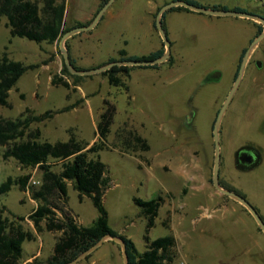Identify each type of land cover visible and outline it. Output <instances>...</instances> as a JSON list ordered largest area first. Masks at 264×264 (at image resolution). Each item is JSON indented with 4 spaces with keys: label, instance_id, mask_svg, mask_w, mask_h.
I'll use <instances>...</instances> for the list:
<instances>
[{
    "label": "rangeland",
    "instance_id": "obj_1",
    "mask_svg": "<svg viewBox=\"0 0 264 264\" xmlns=\"http://www.w3.org/2000/svg\"><path fill=\"white\" fill-rule=\"evenodd\" d=\"M170 1L116 0L93 30L68 39L67 48L76 66L100 67L111 56L119 59V49L146 55L156 50L158 29L152 30L151 12L156 4ZM192 1L205 7L218 5L230 10L240 7L264 15V0ZM66 3L71 16L64 29H71L81 24L75 22L73 12L83 15L92 0H66ZM157 14L153 15L154 22ZM7 22L3 17L0 23V55L7 53L10 60L36 68L29 67L19 77L10 91V106L0 108L2 117L15 120L26 109L35 115L53 112L51 118L32 125V129L41 130L43 141L66 142L72 131L79 141L91 146L99 138L97 124L104 101L115 105L107 148L100 152V157L110 178L103 204L109 224L116 232L133 240L139 252L146 250V235L151 241L173 235L176 238L173 264H264V233L259 225L242 204L220 193L212 181L213 125L235 82V65L241 49L249 46L248 38L258 35L262 23L206 14L188 20L174 19L175 41L169 39L176 64L170 68L165 62L159 69L129 66L133 72L125 79L129 86L126 90L111 86L103 74L80 76L81 79L64 74L60 40L49 44L13 37ZM247 24L253 29L250 35ZM257 60L262 62V68L255 65ZM249 61L222 123L225 165L221 174L231 176L233 184L264 218V160L261 166L248 172L239 171L235 164V152L245 144L257 147L264 158V39ZM55 76L64 78L70 88L53 85ZM72 106L75 107L62 112ZM132 132L147 140L149 151L141 149ZM5 151V147H0V186L8 178H30L25 190L13 186L10 191L0 193V211L37 235L35 241L23 245V264L30 250L40 245L44 246L39 259L46 261L61 232L46 229L37 232L30 219L38 205L31 189L40 186L42 171L38 167L25 168L14 158L5 159ZM53 169L60 171L61 163ZM158 196L165 202L148 232V219L134 199ZM68 207L85 227L99 216L89 197L80 201L72 183L68 186ZM42 226L45 228V222ZM78 264H124L122 248L107 240Z\"/></svg>",
    "mask_w": 264,
    "mask_h": 264
},
{
    "label": "trees",
    "instance_id": "obj_2",
    "mask_svg": "<svg viewBox=\"0 0 264 264\" xmlns=\"http://www.w3.org/2000/svg\"><path fill=\"white\" fill-rule=\"evenodd\" d=\"M108 1L102 0L100 9ZM186 1L202 6L192 0ZM213 8L229 9L218 5L213 6ZM174 10L190 11L184 7L172 8L169 11ZM234 10L246 11L240 7H236ZM65 11L66 0H0V23L3 17L7 18V25L10 27V34L13 37H22L37 43L47 42L54 44L67 31L72 29H64ZM255 14L264 17L261 13ZM165 17L166 13L163 17L164 28ZM79 26L85 25L77 24L75 27ZM154 27L157 28L156 22H154ZM263 29V25L259 24L258 35ZM246 50L247 48L244 49L239 63H241ZM164 53V43L161 49L143 56H127L126 50L123 49L119 52V59L110 58L107 63L125 59L154 60L161 57ZM71 60L76 68L82 69L76 66L72 58ZM167 63L171 66L174 65L175 60L172 55ZM239 66L235 79L239 72ZM29 67L36 68V66ZM29 67L24 66L20 62L10 60L7 53L0 55V108L10 106V91L16 86L19 77ZM137 67L157 69L160 65ZM131 69L129 66H115L102 74L108 78L111 86L123 87L129 90L125 79L130 77ZM63 73L76 79L82 78L72 75L65 64ZM52 83L53 85H62L67 89L70 88V84L64 78L58 76L52 79ZM73 107L75 106L67 107L62 112L68 111ZM115 114V105L105 100L100 120L97 124L99 138L91 146L79 141L72 131H70V139L66 142L51 143L43 141L41 130L39 128L32 129V125L51 118L54 115L53 112L35 115L31 114L30 109H26L15 120L6 119L0 115V147L6 148L3 154L4 158H14L25 168L38 167L42 171L40 186H32L31 189L32 198L37 201L38 205L30 215V219L33 221L37 232H42L44 229L49 232H61V236L54 245L53 253L46 261L36 258L27 264L68 263L91 248L105 235L120 236L126 242L130 264L174 263L175 255L173 250L176 246V238L173 235L170 234L153 241L146 235V250L139 252L133 240L120 235L109 224L108 212L103 204V197L109 188L110 178L106 165L101 160L100 152L107 148V138L111 133ZM131 135L134 141L140 144L143 151L150 150L146 139H143L135 132H132ZM57 163H61L60 171L53 169ZM29 178L30 176L20 177L17 180L8 178L0 186V193L10 191L13 186H19L25 190L28 186ZM69 183H72L74 189L78 191L80 201H83L84 197H89L99 212L98 218L89 227L80 225L72 210L68 207ZM221 184L225 187L222 179ZM232 188L229 187L228 189L240 194L236 189ZM134 201L141 208V214L148 219L149 232L155 225L156 218L165 199L162 196H158L149 200L135 198ZM16 218L19 221L25 220V217ZM43 222H45V228L42 226ZM34 239L35 234L33 232L25 230L21 224L15 221H10L9 218L3 215V211H0V264H23V244Z\"/></svg>",
    "mask_w": 264,
    "mask_h": 264
},
{
    "label": "water",
    "instance_id": "obj_3",
    "mask_svg": "<svg viewBox=\"0 0 264 264\" xmlns=\"http://www.w3.org/2000/svg\"><path fill=\"white\" fill-rule=\"evenodd\" d=\"M114 1L115 0H109L99 10V12L97 13L95 18L93 19V21L89 25L72 28L71 30L67 31L62 36V38L60 39V48H61V51L63 54L65 65H66L68 71L72 75L92 76V75L102 74V73L110 70L111 68H113L115 66L145 67V66L161 65V64L167 62L171 56V42L168 38L167 32H166L164 25H163V17H164V14L172 8L184 7L186 9H189V10L197 12V13L206 14V15L215 16V17H235V18L250 19V20H254L256 22H260L264 26V17L259 15V14L250 13L247 11H238V10H234V9L233 10L216 9L213 7H205V6L195 5V4H192L186 0H174V1L164 5L160 9V11L158 12L157 18H156V27H157L160 35H161V38L164 42V45H165V53L161 57L156 58L154 60H133V59L117 60L114 62H109L105 65L100 66V67L91 68V69H78V68H76L74 66V64L72 63L70 51L67 48L68 39L71 38L75 34H78V33L84 32V31L93 30L99 24V22L101 21V19L103 18V16L107 12V10L110 8V6L114 3ZM263 39H264V29L255 39H253L251 41L250 45L248 46V48H247V50L243 56L242 63H241L238 75L235 79V82H234L229 94L227 95L222 107L220 108V110L216 116V119H215V122L213 125V138H214V142H215V164H214L212 181H213L214 186L216 187V189L220 193H222V194L228 196L229 198H232L233 200L242 204L250 212V214L253 216V218L255 219L257 224L259 225L260 229L264 233V219L261 217V215L259 214L257 209L244 196L223 187L221 184V175H220L221 159H222L220 133H221L222 120H223V117H224L229 105L231 104L235 94L237 93L238 88H239V86H240V84L244 78L246 67H247V64L249 62V59H250L253 51L255 50V48L260 44V42ZM257 65L259 67H261L262 62L258 61ZM219 75L220 74H217V76H219ZM107 240H113L121 246L124 264H130L126 242L120 236H113V235H105L96 244H94L91 248H89L87 251L80 254L74 260H72L68 263H64V264H78L79 262H81L82 260H84L88 256H90L93 252L98 250Z\"/></svg>",
    "mask_w": 264,
    "mask_h": 264
},
{
    "label": "crops",
    "instance_id": "obj_4",
    "mask_svg": "<svg viewBox=\"0 0 264 264\" xmlns=\"http://www.w3.org/2000/svg\"><path fill=\"white\" fill-rule=\"evenodd\" d=\"M116 1V0H115ZM114 1V2H115ZM172 1H174V0H171L170 2H172ZM170 2H165V3H158V4H156L155 5V7H154V9H153V11L151 12V15H152V30L153 31H155L154 29V21H153V15L154 14H156V13H158L159 11H160V9L164 6V5H166V4H168V3H170ZM101 3H102V0H92V5L90 6V9L86 12V13H84L83 15H80V13L78 14V12L77 13H74L73 12V16L74 17H76V19H75V22H80L81 24H83V23H87V22H90V21H92L94 18H95V16L97 15V13L99 12V9H100V6H101ZM109 10V9H108ZM167 13H170L169 14V16L166 18L165 17V30H166V32H167V35H168V38L170 37V39L172 40V41H175V31H174V29H173V21H174V19H177V18H179V19H185V20H188V19H190V18H194V17H198V15H202L201 13H197V12H194V11H185V10H174V11H167L166 12V14ZM69 16H71V11H70V9H69V7H68V5H67V3H66V11H65V18H64V24H65V22L67 21V18L69 17ZM243 19V18H242ZM247 27H248V29H249V35L253 32L252 30V28L250 27V26H248V24H247ZM155 33H157V35H158V44H157V48H156V50H154L153 52H155V51H157V50H159V49H161L162 47H163V40H162V38H161V35H160V33H159V31L158 32H156L155 31ZM258 36V35H257ZM256 36V37H257ZM255 37V38H256ZM255 38H252V37H250V38H248V43H249V45H250V43H251V41L253 40V39H255ZM169 39V40H170ZM171 42V41H170ZM247 43V44H248ZM125 44H126V42H125ZM172 47H173V45H172V42H171V55H172ZM246 48H248L247 47V45L246 46H243L242 47V49H241V52H240V54H239V56H238V58H237V60L239 61V59H240V57H241V55H242V53H243V51H244V49H246ZM121 50H123V49H119V51H118V53H117V55H119V52L121 51ZM125 50V49H124ZM127 52V56H143V55H146V54H144V52H139V53H136V52H134V53H130V52H128V51H126ZM152 53V52H151ZM150 54V53H149ZM148 55V54H147ZM120 56V55H119ZM114 56H111V57H109V59L110 58H113ZM74 61H75V63H76V60L73 58V57H71ZM108 59V60H109ZM107 60V61H108ZM106 61V62H107ZM238 61H236V65H235V71H234V75L236 74V71H237V68H238ZM174 64H176V61H175V63ZM93 66V65H92ZM167 66H169L170 68H172L174 65H167ZM161 67V66H160ZM159 67V68H160ZM91 68H96V67H91ZM159 68H157V69H159ZM143 69H145V68H143ZM133 72V71H132ZM132 72H131V74H132ZM236 95V94H235ZM235 97V96H234ZM234 99V98H233ZM233 101V100H232ZM232 103V102H231ZM230 106V105H229ZM229 108V107H228ZM227 111H228V109H227ZM227 111H226V113H227ZM226 113H225V115H226ZM225 115H224V117H223V120H224V118H225ZM223 120H222V123H223ZM223 127H222V124H221V132L223 131V129H222ZM220 141H221V133H220ZM240 148V147H239ZM238 150V149H237ZM221 155H222V145H221ZM263 160H264V158H263V155H262V153H261V162H260V164H259V166H261L262 165V163H263ZM225 165V161H224V158H223V156H222V159H221V169H222V166H224ZM258 166V167H259ZM257 168V167H256ZM238 169V168H237ZM255 169V168H254ZM239 171H241L240 169H238ZM242 172H248V171H242ZM220 175H221V179L222 180H225L227 183H229L231 186H233L235 189H237V190H239V188H237L234 184H233V182L231 181V176L230 175H226L225 177H223L222 176V174H221V172H220ZM240 191V190H239ZM243 209L246 211L247 209L246 208H244L243 207ZM250 216H252L251 214H250V212L247 210L246 211ZM73 213V212H72ZM74 215H75V213H73ZM77 218H76V220L77 221H79V217L77 216V215H75ZM253 217V216H252ZM264 219V218H263ZM80 225H81V223H80V221L78 222ZM37 235H35V239L34 240H31V241H35L37 238ZM260 242V241H259ZM56 243V242H55ZM42 244V243H41ZM24 245V244H23ZM55 245V244H54ZM54 245H53V248H54ZM44 245H40L37 249L36 248H32L31 250H30V256L29 257H27V259H26V261H25V264H27L28 262H31V261H33L34 259H36V258H39L40 256H41V254H42V247H43ZM52 253H53V251H52ZM23 255H24V253H23Z\"/></svg>",
    "mask_w": 264,
    "mask_h": 264
},
{
    "label": "flooded vegetation",
    "instance_id": "obj_5",
    "mask_svg": "<svg viewBox=\"0 0 264 264\" xmlns=\"http://www.w3.org/2000/svg\"><path fill=\"white\" fill-rule=\"evenodd\" d=\"M257 62H258V60L255 61V65L257 64ZM241 63H242V60H241ZM241 63H239L238 65L241 66ZM250 63L251 62L249 61L248 64H247V67L250 65ZM240 66H239V69H240ZM260 68H262V66ZM260 162H261V151L257 147H255V146H253L251 144L242 145L235 152V164H236L237 168L240 169L241 171L253 170L254 168L259 166ZM222 183L225 186V188L226 187H228V188L229 187H231V188L233 187L229 183H227L225 180H222ZM228 188H226V189H228ZM232 189L235 190L234 187ZM237 191L246 198L244 193H242L239 190H237Z\"/></svg>",
    "mask_w": 264,
    "mask_h": 264
}]
</instances>
